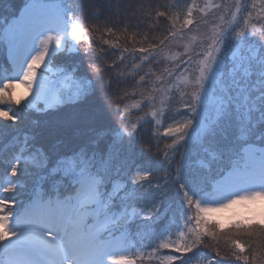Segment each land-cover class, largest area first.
<instances>
[{"label": "snow or ice", "instance_id": "obj_1", "mask_svg": "<svg viewBox=\"0 0 264 264\" xmlns=\"http://www.w3.org/2000/svg\"><path fill=\"white\" fill-rule=\"evenodd\" d=\"M251 8H259L255 16L242 0H205L203 6L192 0L186 13H170L90 0L89 15L112 24L94 41L96 29L81 19L84 0H0V45L12 67L0 80V140L12 148L0 159V264H137L153 257L160 264H264V214L254 225L237 221L231 234L218 231L223 226L211 215L264 200V0ZM112 16L135 18L122 29L135 27L127 38L133 42L145 21L151 29L163 17L170 27L158 39L145 33L142 46L133 43L129 51L118 43ZM100 40L120 51L121 63L131 56L124 71L139 76L137 87H149L131 94L141 99L130 105L128 93L109 99L112 79L105 73L119 65L88 59ZM173 46L183 52L168 55ZM63 56H78L80 63L53 71ZM165 60L174 66L161 69ZM115 79L121 82L120 75ZM18 86L30 98H17ZM173 92L180 105L174 112ZM61 106L72 109L70 118L57 129L42 125L39 114ZM25 115L33 122L22 136ZM146 125L156 129L152 138L143 135ZM50 136L60 138L41 151L38 141ZM66 142L74 147L61 152ZM190 151L198 167L188 163ZM157 170L163 177L154 182ZM37 171L40 190L33 186L18 199L27 188L20 177ZM243 235L256 240L242 242ZM221 239L230 249L223 255ZM158 249L179 255L158 256Z\"/></svg>", "mask_w": 264, "mask_h": 264}, {"label": "trees", "instance_id": "obj_2", "mask_svg": "<svg viewBox=\"0 0 264 264\" xmlns=\"http://www.w3.org/2000/svg\"><path fill=\"white\" fill-rule=\"evenodd\" d=\"M53 1H55V0H53ZM218 1L219 0H215V2H218ZM89 2H90V0H84L85 12L83 14H81V19H82L83 23L85 24V26L88 27L90 30L96 29V31L93 32V37H94V41H95V38L100 37L101 34L105 31V28L111 27L112 24L106 25L104 19H101V20L93 19L89 15L88 9H87V4ZM196 2L200 6H203V4L205 3V0H196ZM242 2L246 3L249 11H253L254 16H255L256 12L259 11V8H257L256 10H253L251 8V4L254 2V0H242ZM113 3L128 4V5H131L133 7H137V6H141V5H144V6L152 5L155 10H159V11H164L165 7H167L170 13H177V12L186 13L188 6H190L192 3V0H113ZM145 11H147V9H145ZM194 15H197V14L194 13ZM109 19H111L113 22H117L116 16H112ZM254 22H256V21L254 20ZM126 23H131L132 25H135L136 20H135V18H127V17L123 20H119L117 22V27L115 28V31L117 33V36L120 37L118 43L123 47H128L129 51H131V47H132L133 43H135V47H137V48L142 46L140 41H142L145 33H150V35H149L150 40L158 39V38H161L166 33V30L170 27L169 23L163 17L159 18L157 24L153 25V27L151 29H149V27L147 26V21H145L143 24H141L140 30L136 34V41L133 42V41H129L127 38L131 37L134 34L135 27H130L128 29V32L124 33L122 29H123V25ZM157 27H158L159 31L156 30ZM104 38H108V37L104 36ZM112 39H113V41L116 40L115 37H112ZM101 48H103V51H101ZM82 51H83V45L81 46V55H82ZM120 55H121V53L119 50L110 49L107 45H103L102 40H100L99 44H97L96 42L93 43V45H92V56L88 59L92 60L93 62H96L97 56H100V57H103L102 63L105 65H112L114 63L119 65L118 67L115 68V70L113 72L105 73L106 79L107 78L112 79V91L108 94L109 99L113 100V101H119L121 99H124L125 93H128L129 97L127 99H124V103L130 105L135 100L141 99V97L139 95L132 96L131 95L132 93H134V92L139 93L140 91L148 92L149 87L144 86L143 83H141L140 87H137L136 82L139 80V76L137 75L135 77V79H132L130 71L129 72L124 71L125 68H128L129 70L131 69V66H132L131 56H129L128 54H125V59L121 63L120 59H119ZM137 62H139V61H137ZM65 63H68V64L74 63L76 65H79L80 57H78V56L57 57L54 61V68H56V70H58L57 66L63 65ZM10 66L11 65H10V63H8V59L6 57V48L3 45H0V80H2L5 76H9L8 73L10 72V69H11ZM86 66H87V63L85 62V67ZM165 66H168V67L174 66L173 61L170 62L168 60H165L163 62V64L160 65V68L162 69ZM145 70H147V66H145ZM156 74L159 75L160 74L159 71H157ZM117 75H120V81L121 82H118L115 79V77ZM123 81H127V82H123ZM178 100H179L178 93L173 92V94H172V111L173 112L176 109L180 108ZM113 107H115V104H113ZM121 107H123V105H121ZM132 111L136 112L137 110L132 109ZM148 111H149V109L147 107H145L143 109V112H148ZM143 112H141L140 114L142 115ZM71 115H72V109L61 106L60 108L51 109L47 114H39V120L42 123V125L49 127V128H52V129H57L62 125V123L66 119L70 118ZM131 118H132V120H135L136 116L133 115ZM149 119H150V117H149ZM111 120L116 121L117 117L115 115H113L111 117ZM32 122H33L32 118L25 115L24 122L18 126V132L22 136L24 134H26L29 131ZM2 126H3V122H0V127H2ZM164 126H166V123ZM155 131H156V129L153 125H146L145 129H144V133H143L145 139L152 138L153 133ZM162 132H163V128L161 127L159 129L157 138H162ZM59 138L60 137H58V136H50V137H47L45 139H41L40 141H38L37 147L40 148L42 145L43 147L41 148V151L50 150L51 145L53 143H55V141ZM5 144H7V139L0 140V159H3L5 156L11 154V151H12L11 145H9L6 148ZM72 147H74L73 144L66 142L65 144H63L61 146L60 150H61V152H70ZM187 155H188V163H191L193 166L198 167L199 161L194 159L195 152L190 151ZM156 160L158 162L159 156L156 157ZM178 160H179V157H177V161ZM175 166H178V165H174V167ZM154 167H156V165H154ZM162 177H163V172L157 170L155 175L150 177V179L155 182L156 180H158ZM8 178L9 179H15V178H11V177H8ZM124 179H126V180L128 179L127 173H125ZM4 180H5L4 167L0 166V184L4 183ZM19 182L22 185H25V184L27 185V188L21 189V195L18 197V199H21V200L25 199V197L31 193L33 186H36V188L39 190L41 183H42V181L40 180V174L38 171L35 173L26 172L22 177H20ZM146 199H147V197H146ZM234 224L235 223H233L232 225H234ZM251 224L254 225L255 223H251ZM232 225L228 226L227 228L218 229V231H222L226 234H231L230 230H231ZM131 230L133 232L136 231L135 225H133ZM173 238H175V237H173ZM241 240H242V242L246 241V240L255 241L256 238L255 237H249L247 235H243V236H241ZM158 243H159V240L157 239L155 241V244H158ZM205 243L213 244L214 242L210 238H206ZM137 247H139V245H137ZM217 247L221 251L222 255L225 254L227 251H230V249H228L227 246L225 245V242L223 239H221L219 241V244L217 245ZM150 251H151V248H148L145 250V252H144L145 257L147 256V253ZM203 251L205 253H208L207 249H203ZM168 254L179 255L178 253H172L170 249H158L157 250L158 256H163V255H168ZM208 254L214 255V252L208 253ZM245 254H248V255L251 254V250L247 249V246H246ZM138 262H140L142 264H160V261L158 259H156L155 257H153V259H151V260H148L146 258L140 259V260H138ZM233 264H237V262L233 261Z\"/></svg>", "mask_w": 264, "mask_h": 264}, {"label": "rangeland", "instance_id": "obj_3", "mask_svg": "<svg viewBox=\"0 0 264 264\" xmlns=\"http://www.w3.org/2000/svg\"><path fill=\"white\" fill-rule=\"evenodd\" d=\"M213 2H215V0ZM218 2H220V0ZM224 2L226 3L231 2V0H224ZM209 19L211 20V17ZM210 27H211V24H209L208 28ZM206 30L207 29L204 27H201L200 29L201 32L206 31ZM194 34H197L195 30L190 35H194ZM166 52L168 55H175L177 52H183V48L173 46L169 49H166ZM168 61L171 62V60H168ZM53 71H56V70L53 68ZM11 75H12V72H11ZM15 95L17 96V98H23V97L30 98L29 93L24 86H18L15 89ZM262 207H264V200H255L251 202H243V203L233 205L231 208L224 209L220 212L212 213L211 215L214 220L220 221V224L223 226L222 228H225L226 226L236 221H247L250 223L257 222L262 215L258 212L261 210L264 211V208ZM231 211L233 212L231 213Z\"/></svg>", "mask_w": 264, "mask_h": 264}, {"label": "bare ground", "instance_id": "obj_4", "mask_svg": "<svg viewBox=\"0 0 264 264\" xmlns=\"http://www.w3.org/2000/svg\"><path fill=\"white\" fill-rule=\"evenodd\" d=\"M262 208H264V207H262ZM233 211H231V213H232ZM258 213H260V214H264V211L263 210H261V211H259Z\"/></svg>", "mask_w": 264, "mask_h": 264}]
</instances>
